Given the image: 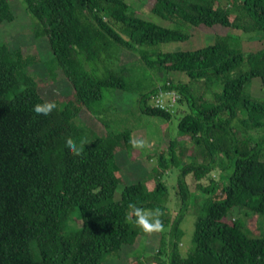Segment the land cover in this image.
<instances>
[{
  "label": "trees",
  "instance_id": "obj_1",
  "mask_svg": "<svg viewBox=\"0 0 264 264\" xmlns=\"http://www.w3.org/2000/svg\"><path fill=\"white\" fill-rule=\"evenodd\" d=\"M22 1L34 20V36L46 38L51 61L71 94L49 100L56 110L47 117L34 113L33 104L47 100L26 74L33 57L26 47L0 45V264H103L106 255L117 256L119 264H136L124 251H135L145 237V250L157 246L149 252L154 264H264V238L253 237L229 215L234 208L264 215V129L257 138L250 133L264 127V98L249 92L253 79L264 91V49L239 46L244 34L264 40V0H148L151 12L165 21L209 32L216 25L228 30L214 34L213 43L203 48L156 54L142 47L184 42L188 36L137 17L125 0ZM10 3L0 0V24L15 19ZM124 52L164 77L139 94L142 113L171 119V111L149 104L160 90L175 92L176 104L187 106L177 137L195 147L179 146L190 157L180 170L176 193L181 206L173 218L162 172L181 164L177 139L169 142L167 157L158 156L162 172L152 170L153 189L146 186L150 172L118 192L124 182L116 155L131 150V132L104 131L80 152L64 145L80 135L73 124L80 110L97 120L103 91L131 86L130 64L120 63ZM173 72L188 81L168 77ZM214 170L226 177L209 178L203 186ZM197 191L206 197L191 247L183 254L181 222ZM135 207L158 209L159 229L141 230ZM76 208L82 226L65 234Z\"/></svg>",
  "mask_w": 264,
  "mask_h": 264
},
{
  "label": "rangeland",
  "instance_id": "obj_2",
  "mask_svg": "<svg viewBox=\"0 0 264 264\" xmlns=\"http://www.w3.org/2000/svg\"><path fill=\"white\" fill-rule=\"evenodd\" d=\"M10 5L15 19L12 23L0 24V45H6L13 48L26 47V51L33 59L32 63L26 67V74L32 78L38 85V88L43 92L47 101L49 100H62L70 96V88L67 86L63 74L56 69L54 63H52L51 51L45 37L36 38L33 33L34 20L30 14L25 10V5L22 0H10ZM129 6V10L142 19L156 23L162 27H169L172 29H179L188 36V40L184 42H169L163 44H157L155 46L142 47L144 51L148 50L156 54L159 52H175V51H187L200 49L213 43L214 34H226L227 29L225 27L216 25L212 28L213 31L205 29L195 28L189 25L183 24L181 21H174L171 23L165 21L151 12V5L148 0H125ZM34 24V25H33ZM232 33V32H231ZM239 34V32H237ZM236 33H232V36H237ZM239 46L244 51H259L264 49V40L259 38H250L249 35H241L239 39ZM122 55V54H121ZM152 58H148L152 60ZM137 56L128 52H124L120 60L121 64L129 63L128 67L132 72L130 79L132 81L131 86L126 91L106 89L103 91V99L96 106L101 112V117L97 120L85 109L80 110L77 117L73 118V124L80 130L78 137L69 140L72 142L76 152L82 151L86 148L91 141L99 136L104 135V131L112 134H118L123 131L131 132V145L132 148L126 154L125 151L119 152L116 155V161L121 169V177L124 184H119L117 192L122 190L127 184L137 182L140 177H145L147 173L151 172L150 180L146 183L149 190L153 189L155 185V177L152 172L153 169H158V156L163 154L167 157L168 146L171 140L178 141L177 147H175L176 154H183L181 158V164L172 166L166 172H162V181L166 187L165 204L168 207V214L170 217H174L181 203L177 196L176 185L179 178L182 165L189 161L190 155H186V150L180 148L185 146L192 150L194 144L186 139L178 138L177 136V123L179 119L187 111L185 104L181 105L177 102L172 111V117L170 120H164L159 117H153L141 112V106L139 104V94L145 91L152 83H161L163 76L155 74L150 69H144L143 64L139 63ZM170 78L186 83L188 78L181 73H170ZM158 84H156L157 86ZM24 86L20 85L19 89H23ZM220 91V90H219ZM249 92L252 97L257 99L264 98V91L260 86L258 79H253L249 86ZM165 101L167 98H164ZM150 104V102H149ZM179 105V106H178ZM99 107V108H98ZM186 108V109H185ZM264 129H251L250 133L257 138V135ZM68 142V141H67ZM66 144V143H65ZM64 144V145H65ZM180 146V147H179ZM194 151V150H192ZM221 176L226 177L220 170H214L209 177L203 179L201 184L207 186L209 178L214 181H221ZM192 176L186 177L187 184L190 189L193 190L195 184L191 181ZM225 182V179H222ZM225 184V183H223ZM196 202L189 203V208L185 211L184 217L181 222V229L184 232V236L181 241V251L186 254L191 247V240L195 229V221L202 215V206L206 195L197 191L195 193ZM231 217L239 220L244 226V230L251 234L253 237L264 238V215H258L250 210L244 208H234L229 214ZM82 226L80 214L76 208L71 212L69 219L65 223L64 233H70ZM168 229L166 230V232ZM155 241L158 240L157 234L152 235ZM147 237L141 241L139 247L133 251V247L124 251V256H130L133 262L136 264H154L155 256H151L157 248L156 245L151 249L146 245L149 252L144 249V242H147ZM154 248V249H153ZM133 251V252H132ZM103 264H119L117 256L106 255Z\"/></svg>",
  "mask_w": 264,
  "mask_h": 264
},
{
  "label": "clouds",
  "instance_id": "obj_3",
  "mask_svg": "<svg viewBox=\"0 0 264 264\" xmlns=\"http://www.w3.org/2000/svg\"><path fill=\"white\" fill-rule=\"evenodd\" d=\"M150 104L152 106L151 101H150ZM55 110H56L55 103L49 102V101L35 103L32 106V111L34 113L38 114L39 116H42V117H47L48 115H50ZM165 111H167V110H165ZM172 111H173V109H172ZM65 147L70 152L76 151V148H74L71 141L66 142ZM133 215L135 217V224L144 232H151V231L159 229V227H160L159 210L158 209L149 210V209H145V208H141V207H135L133 209Z\"/></svg>",
  "mask_w": 264,
  "mask_h": 264
},
{
  "label": "built area",
  "instance_id": "obj_4",
  "mask_svg": "<svg viewBox=\"0 0 264 264\" xmlns=\"http://www.w3.org/2000/svg\"><path fill=\"white\" fill-rule=\"evenodd\" d=\"M164 98H167L165 101ZM177 94L173 91L160 90L151 98V103L154 108L172 111L177 101Z\"/></svg>",
  "mask_w": 264,
  "mask_h": 264
}]
</instances>
